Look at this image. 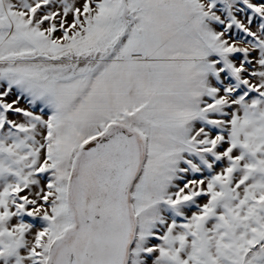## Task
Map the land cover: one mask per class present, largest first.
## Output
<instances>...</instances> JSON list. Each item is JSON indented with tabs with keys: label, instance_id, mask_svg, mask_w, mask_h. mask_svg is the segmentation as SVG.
Instances as JSON below:
<instances>
[{
	"label": "snow or ice",
	"instance_id": "6c2138e0",
	"mask_svg": "<svg viewBox=\"0 0 264 264\" xmlns=\"http://www.w3.org/2000/svg\"><path fill=\"white\" fill-rule=\"evenodd\" d=\"M0 264H264V0H0Z\"/></svg>",
	"mask_w": 264,
	"mask_h": 264
}]
</instances>
